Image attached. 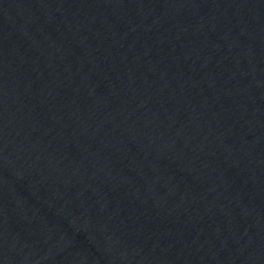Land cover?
Returning a JSON list of instances; mask_svg holds the SVG:
<instances>
[{"label":"water","instance_id":"95a60500","mask_svg":"<svg viewBox=\"0 0 264 264\" xmlns=\"http://www.w3.org/2000/svg\"><path fill=\"white\" fill-rule=\"evenodd\" d=\"M0 264H264V0H0Z\"/></svg>","mask_w":264,"mask_h":264}]
</instances>
